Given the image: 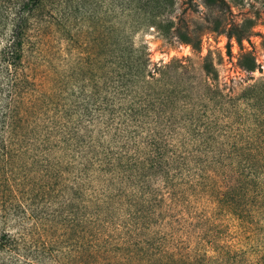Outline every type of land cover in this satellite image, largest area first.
<instances>
[{"label":"trees","instance_id":"16d2710c","mask_svg":"<svg viewBox=\"0 0 264 264\" xmlns=\"http://www.w3.org/2000/svg\"><path fill=\"white\" fill-rule=\"evenodd\" d=\"M54 1L0 0V264H264L263 82H221L173 0L128 31L81 0L70 64L50 53L53 33L73 41ZM203 1L242 47L253 23ZM140 29L194 57L153 62ZM238 65L258 68L250 52Z\"/></svg>","mask_w":264,"mask_h":264},{"label":"rangeland","instance_id":"374dc122","mask_svg":"<svg viewBox=\"0 0 264 264\" xmlns=\"http://www.w3.org/2000/svg\"><path fill=\"white\" fill-rule=\"evenodd\" d=\"M82 1L88 12H93L106 20L107 28L114 27L120 21L121 27L127 31L132 29L131 17L157 14L161 10L156 6L158 0H153L154 6L151 5V9L143 8L147 0ZM164 1L162 0L163 3ZM173 1L175 4L173 7L170 6L168 11L174 10V17L180 15L198 21L197 28L204 30L199 55L205 57L212 54L214 60L220 63L218 70L221 82L230 83L232 79L239 89L256 80L264 84V0H209L215 4L217 16L227 23H242L245 20L253 23L252 34L243 40L242 47L234 39H228L226 34L213 31L212 21L209 23L204 21L207 6L203 0H196L193 4L186 3L185 0ZM50 6L56 16L63 17L62 22L66 24L73 38V41L65 39L66 36L60 31L53 33L49 42L50 53L52 55L56 50H62V52L65 50L63 57L71 64L81 57V0H55ZM134 38L137 43H148L152 61L155 63H167L175 58L194 57L190 45L167 41L152 29H140L135 33ZM229 47L231 54H228ZM245 52L252 53L256 59L258 68L254 73L244 71L238 65L240 55ZM51 58L53 63L59 62L57 55ZM79 66L81 63L77 67Z\"/></svg>","mask_w":264,"mask_h":264}]
</instances>
